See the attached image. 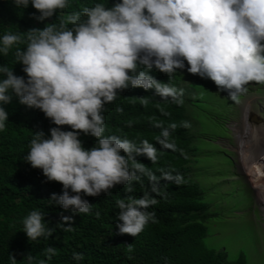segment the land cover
<instances>
[{"label":"clouds","instance_id":"1","mask_svg":"<svg viewBox=\"0 0 264 264\" xmlns=\"http://www.w3.org/2000/svg\"><path fill=\"white\" fill-rule=\"evenodd\" d=\"M13 2L23 9L31 3L39 13L33 18L40 22L68 7V0ZM24 34L26 48L17 50L16 60L26 78L0 65V131L9 117L5 106L13 97L42 111L55 125L49 135L33 134L23 159L42 170L48 182L63 186L49 200L73 214L92 210L85 197L108 195L118 185L131 192L137 173H145L137 157L157 160V149L147 140L137 146L105 135L102 112L119 92L142 88L154 90L161 99L182 102V90L158 81L150 72L159 71L170 79L185 69V62L188 73L210 79L232 101L247 93L250 83L264 84V0H118L111 7L96 3L68 14L59 26L48 24ZM21 39V34L6 33L0 38V53L7 55ZM141 99L148 103L146 97ZM65 126L71 130H63ZM183 126L189 127L187 122ZM81 134L94 138V146L86 149ZM147 175L156 180L150 172ZM165 179L179 183L182 177L165 174ZM152 192H158L155 185ZM156 203L147 192L139 198L117 199L118 233L135 237L155 222V213L148 209ZM45 217L40 210L24 217L28 240L52 236L55 229L46 227ZM73 221L74 215L60 213L59 225H68L66 231L72 230ZM46 251L55 254L52 247ZM73 258L83 257L75 253ZM24 259L31 264L30 253Z\"/></svg>","mask_w":264,"mask_h":264},{"label":"trees","instance_id":"2","mask_svg":"<svg viewBox=\"0 0 264 264\" xmlns=\"http://www.w3.org/2000/svg\"><path fill=\"white\" fill-rule=\"evenodd\" d=\"M116 2L68 0L67 8L40 22L33 18L39 13L31 3L23 9L16 7L13 0H0V38L6 33L22 36L21 42L14 44L7 55L0 53V65H6L17 76H25L23 66L16 60L17 50L26 48L24 33L33 28L42 30L48 24L59 26L64 17L81 12L84 7L96 3L111 7ZM182 72L177 70L170 79L156 70L150 75L174 86ZM142 97L148 99L146 105ZM5 107L9 117L5 129L0 131V264H14L13 257L15 264H29L24 259L28 253L31 264L41 261L44 264H248L243 251L231 259L223 248L209 247L203 240L204 222L215 214V209L209 210L213 204L204 199L206 192L192 173L196 147L182 102L161 99L154 90L130 88L119 92L113 102L104 106L105 135L128 139L137 146L147 140L157 149V160L137 157L145 166V173H137L139 179L131 182V192L126 191L127 186L118 185L108 195L85 197L93 205L87 214L64 212L50 201V196L61 193L63 186L48 182L42 170L33 169L23 159L33 134L43 131L49 135V129L55 125L42 111L21 105L15 97ZM185 122L189 127L183 126ZM63 130L71 129L65 126ZM80 139L86 149L95 144L90 136L81 134ZM149 172L156 177L155 181L149 179ZM165 174L179 175L182 180L176 183L165 179ZM154 185L158 192H152ZM146 192L157 200L148 209L155 213V222L150 221L135 237L120 235L115 227L117 199L139 198ZM33 210L44 213L46 227L55 229L52 236L28 240L22 222ZM61 212L65 216L74 215L71 231L65 230L68 225H59ZM49 247L55 249L54 255L47 253ZM75 253L83 258L74 259Z\"/></svg>","mask_w":264,"mask_h":264},{"label":"rangeland","instance_id":"3","mask_svg":"<svg viewBox=\"0 0 264 264\" xmlns=\"http://www.w3.org/2000/svg\"><path fill=\"white\" fill-rule=\"evenodd\" d=\"M187 67L185 62L174 87L183 91L180 99L196 147L193 176L206 192L204 199L213 204L209 210L215 209L204 222L203 240L209 247L223 248L228 258L243 251L248 264H264V203L250 184L238 144L245 111L250 112L249 124L264 125V84L250 83L247 93L232 101L214 82L188 73ZM256 144L254 156L264 142Z\"/></svg>","mask_w":264,"mask_h":264},{"label":"bare ground","instance_id":"4","mask_svg":"<svg viewBox=\"0 0 264 264\" xmlns=\"http://www.w3.org/2000/svg\"><path fill=\"white\" fill-rule=\"evenodd\" d=\"M249 117L250 112L245 111L243 120L244 128L242 131H238V144L243 165L246 168L248 176L250 178V184L252 182V184L256 187L257 190L251 184L252 188L257 191V193L259 194L258 196L264 203V144L259 155H253V152L256 153V151L259 150L258 148H256L257 141L263 140L264 142V125L259 127H257V125L252 126L255 124H249Z\"/></svg>","mask_w":264,"mask_h":264}]
</instances>
